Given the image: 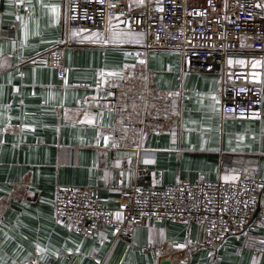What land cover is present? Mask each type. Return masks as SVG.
<instances>
[{"label":"crops","instance_id":"0c3cea01","mask_svg":"<svg viewBox=\"0 0 264 264\" xmlns=\"http://www.w3.org/2000/svg\"><path fill=\"white\" fill-rule=\"evenodd\" d=\"M64 25V0H0V264H264V251L253 256L264 248L263 229L233 231L208 251L192 247L205 239L194 224L152 222L127 243L107 230L78 236L53 210L60 185L99 184L102 204L117 210L119 195L105 186L264 178V52L244 39L227 56V65L248 69L262 88L259 118H237L221 110L217 76L185 74L178 52L144 55L141 35L121 18L109 20L105 38L69 34L78 42L60 53L59 80L47 52L64 38ZM124 70H147L177 114L139 149L114 137L105 106L107 86ZM138 166L147 173L139 175Z\"/></svg>","mask_w":264,"mask_h":264},{"label":"built area","instance_id":"2783aa9c","mask_svg":"<svg viewBox=\"0 0 264 264\" xmlns=\"http://www.w3.org/2000/svg\"><path fill=\"white\" fill-rule=\"evenodd\" d=\"M64 2L65 36L47 52L59 80L65 75L60 53L77 42L69 34L100 31L105 38L109 20L121 18L127 31L141 35L144 55L152 50L178 52L185 74L217 76L223 114L259 118L261 86L250 79L248 69L226 62L228 54L239 51L244 39L251 51L264 52V7L257 0ZM119 76L107 86L105 100V106L113 112L112 132L121 144L139 149L147 136L172 126L177 114L168 95L152 85L147 70H124ZM137 173L142 176L147 171L138 166ZM105 187L118 193L117 210L102 204L99 184L87 188L58 186L53 202L56 220L67 223L74 234L83 238L107 230L115 240L127 243L135 228L152 222L194 224L205 239L192 247L208 251L215 250L233 231L254 234L264 230V209L260 210L264 178ZM263 251L257 248L253 256Z\"/></svg>","mask_w":264,"mask_h":264},{"label":"snow or ice","instance_id":"6c2138e0","mask_svg":"<svg viewBox=\"0 0 264 264\" xmlns=\"http://www.w3.org/2000/svg\"><path fill=\"white\" fill-rule=\"evenodd\" d=\"M56 11V9H53V12H55ZM232 61H229V63H231ZM238 63H243V61H238ZM256 63H259V62H255L254 63V65L253 66H255L256 65ZM117 73H109V75H116ZM89 123H91V121H89ZM226 179H229V177H226ZM231 179H235V177H231ZM176 247H183V245H176ZM37 250L38 251H41V249L39 248V246H37Z\"/></svg>","mask_w":264,"mask_h":264},{"label":"rangeland","instance_id":"374dc122","mask_svg":"<svg viewBox=\"0 0 264 264\" xmlns=\"http://www.w3.org/2000/svg\"><path fill=\"white\" fill-rule=\"evenodd\" d=\"M129 1H131V3H134V4L139 3V0H133V1L132 0H129ZM76 33H77V35H82V34H86L87 32H76ZM77 42H78V40H77Z\"/></svg>","mask_w":264,"mask_h":264},{"label":"water","instance_id":"95a60500","mask_svg":"<svg viewBox=\"0 0 264 264\" xmlns=\"http://www.w3.org/2000/svg\"><path fill=\"white\" fill-rule=\"evenodd\" d=\"M160 264H170L168 261L164 260V261H161Z\"/></svg>","mask_w":264,"mask_h":264}]
</instances>
